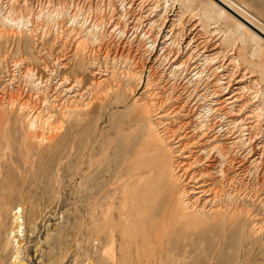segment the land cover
I'll return each mask as SVG.
<instances>
[{
    "label": "rangeland",
    "instance_id": "374dc122",
    "mask_svg": "<svg viewBox=\"0 0 264 264\" xmlns=\"http://www.w3.org/2000/svg\"><path fill=\"white\" fill-rule=\"evenodd\" d=\"M231 1L264 29V0ZM25 3L21 31L0 21L1 260L19 240V264H264L249 32L208 0ZM156 154L172 160L150 168Z\"/></svg>",
    "mask_w": 264,
    "mask_h": 264
},
{
    "label": "bare ground",
    "instance_id": "6f19581e",
    "mask_svg": "<svg viewBox=\"0 0 264 264\" xmlns=\"http://www.w3.org/2000/svg\"><path fill=\"white\" fill-rule=\"evenodd\" d=\"M14 1L15 0H8V1H4L5 2V4H6V6L4 7L3 6V2L0 0V21H1V25H3V26H9V27H17V28H19L20 29V31L22 30L21 28H23L24 26H27V23H28V21L27 20H29V15H31V13H26V12H24L23 11V9L22 8H28L27 7V5H26V3H25V1L26 0H23V4H19L20 5V7L21 8H15V6H13L14 5ZM178 1H180V4L181 5H187V3H190L192 0H178ZM7 2H8V4H7ZM208 2H209V4H213L218 10H217V12L215 13V11H214V14H216L217 16H220L221 14H228V15H230V16H232V17H234V19L236 20V21H238V23L239 24H241L248 32H249V34H250V36H251V38L253 39V40H255V41H257V43H258V48H257V50L261 53V57H263V61H264V37L263 36H261V35H259L256 31H255V29L257 28L258 30H260V31H262L263 33H264V29H262L260 26H258L253 20H251L250 18H248L246 15H244L236 6H234V4H233V2L231 1V0H221V2H223L226 6H228L233 12H234V14H236V16L235 15H233V13H230L229 11H227V9H225L223 6H221L220 4H218L216 1H214V0H208ZM19 3V2H18ZM4 4V5H5ZM17 7V6H16ZM17 9V10H16ZM31 12V11H30ZM39 16V15H38ZM75 16V15H74ZM75 19V18H74ZM86 23V22H85ZM118 23H121V21L120 22H117V24L116 25H118ZM99 25H101V24H99ZM99 25H96V24H94L93 26L95 27V28H99L100 29V27L102 26H100L99 27ZM121 26H122V24H121ZM252 26V27H251ZM253 26H254V29H253ZM102 28V27H101ZM123 28V27H122ZM31 30V29H30ZM103 30V29H102ZM94 30H91V31H89L88 33H87V35L86 36H90L91 35V37L94 39H97V37H99L98 35H97V33L96 32H93ZM98 31V30H97ZM103 32V31H102ZM123 32V30H120V33H122ZM261 33V32H260ZM264 35V34H263ZM90 38V37H89ZM89 38H88V40H89ZM84 39V41H82ZM82 40H80V42H79V44H78V46H84V43L86 42V40H85V38H83ZM234 49V48H233ZM234 54V53H233ZM208 62V61H207ZM204 68V67H203ZM263 69H264V67H263ZM198 74V73H197ZM196 74V75H197ZM40 81V80H39ZM13 83V82H12ZM46 83V82H45ZM9 95H11V94H9ZM13 95H11V100L8 102V105L9 104H12L13 102H16V101H13L14 100V98L12 97ZM10 98V97H9ZM13 98V99H12ZM236 98V97H235ZM95 100V99H94ZM236 100H238V99H236ZM236 100H235V102H236ZM0 101H2V100H0ZM8 101V100H7ZM4 102V101H3ZM232 102V101H231ZM234 102V103H235ZM15 104V103H14ZM231 104V103H230ZM0 105H2L1 103H0ZM25 105V104H24ZM1 107V106H0ZM20 108H23V104H21V106H20ZM211 110V109H210ZM214 110V109H213ZM0 116H1V120H3V119H6V111H5V109L4 108H2V111L0 110ZM51 116V115H50ZM50 116H48V120L50 119L49 117ZM39 120V118L36 116L35 117V120H32L31 121V126L33 127L34 126V124H35V122H37L38 120ZM39 122V121H38ZM150 154H152V152H149ZM168 160H172V159H169L168 157H166V156H162V155H148L146 158H145V160L144 161H146L148 164H149V166H150V168H155V167H158L159 169L160 168H162L163 167V165L165 164H167L168 163ZM165 162H167V163H165ZM174 163V162H173ZM181 163V162H180ZM152 166H151V165ZM169 164H172V163H169ZM176 164V163H175ZM175 164H173V166H171L170 167V172L175 176V174H177L178 173V169H177V165H175ZM164 165V168L166 167ZM168 166V165H167ZM180 166H182V165H180ZM169 167V166H168ZM181 168V167H180ZM162 170V169H161ZM156 171H158V169H156ZM160 173V171L159 172H157V175ZM164 173V172H163ZM170 173V175L171 176H173L172 174ZM186 173V172H185ZM221 173L222 174H224V172H223V170H221ZM156 175V174H155ZM157 175H156V177H157ZM160 175V174H159ZM169 175V176H170ZM178 175V174H177ZM185 175V174H184ZM154 176V175H153ZM173 176V177H174ZM179 176V175H178ZM193 176V175H192ZM155 178V177H154ZM158 178V177H157ZM172 178V177H171ZM182 178V177H181ZM195 178V177H194ZM174 179V178H173ZM176 180H177V178H175ZM192 179V178H191ZM172 180V179H171ZM180 180V179H179ZM158 181V180H157ZM157 181H155L156 183H157ZM170 181V180H169ZM155 182H154V184H155ZM162 182V181H161ZM175 182V181H174ZM179 183V182H178ZM197 183V182H196ZM153 184V183H152ZM163 184H164V182H163ZM189 184V183H188ZM159 187H161V186H159ZM165 187V186H164ZM166 187H167V185H166ZM164 189V188H163ZM161 190V189H160ZM166 191V189L164 190V192ZM170 191H171V189H170ZM192 191H196V192H201V190L200 189H198V190H192ZM164 192H160L161 193V195L159 196L160 198H163L162 200H161V202L163 203V204H165V203H167L168 202V200L170 199V197L172 196V192H169V191H167L166 192V194H164ZM182 195L180 196L181 198H183L184 196H185V194H184V192H182L181 193ZM175 197V196H174ZM186 197V196H185ZM172 199H174L175 200V198H173L172 197ZM173 201V200H172ZM183 203H184V201H183ZM189 203V202H188ZM193 205V204H192ZM166 209V208H165ZM183 209V208H182ZM17 219H18V217H17ZM14 237H16V235H14ZM16 241V245H15V250H16V254L13 256V263L14 264H19L20 262H19V256H20V254H19V251H20V246H21V243H20V241L19 240H15ZM6 252H4V253H1L0 252V264H7V263H5L3 260H1V256L2 255H4Z\"/></svg>",
    "mask_w": 264,
    "mask_h": 264
},
{
    "label": "water",
    "instance_id": "95a60500",
    "mask_svg": "<svg viewBox=\"0 0 264 264\" xmlns=\"http://www.w3.org/2000/svg\"><path fill=\"white\" fill-rule=\"evenodd\" d=\"M214 1H216V2L219 3L221 6H223L225 9H227L229 12H231V13L234 14V12H233L228 6H226L223 2H221L220 0H214ZM234 15H236V14H234Z\"/></svg>",
    "mask_w": 264,
    "mask_h": 264
}]
</instances>
